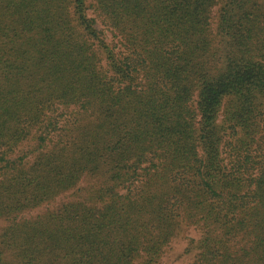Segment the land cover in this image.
<instances>
[{
    "label": "trees",
    "instance_id": "trees-1",
    "mask_svg": "<svg viewBox=\"0 0 264 264\" xmlns=\"http://www.w3.org/2000/svg\"><path fill=\"white\" fill-rule=\"evenodd\" d=\"M0 221V264L191 228V264H264V0H0Z\"/></svg>",
    "mask_w": 264,
    "mask_h": 264
},
{
    "label": "rangeland",
    "instance_id": "rangeland-1",
    "mask_svg": "<svg viewBox=\"0 0 264 264\" xmlns=\"http://www.w3.org/2000/svg\"><path fill=\"white\" fill-rule=\"evenodd\" d=\"M100 27V26H99ZM69 195V194H68ZM68 195L62 196L58 199L57 205L60 203V201L66 202L68 200ZM56 205H52V208H54ZM47 206L33 210L27 214H25V217H32L37 214H40L44 212L45 208ZM6 226V223L3 221H0V236L2 234L3 228ZM199 233L194 228H191L189 230H185L180 233L179 237L173 240L172 244L169 248H167L165 254L161 258V260L156 264H191L192 262V255H187L185 253L186 248L189 247L190 238H197L199 237ZM135 264H146L144 259H141L137 261Z\"/></svg>",
    "mask_w": 264,
    "mask_h": 264
}]
</instances>
